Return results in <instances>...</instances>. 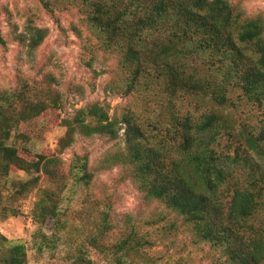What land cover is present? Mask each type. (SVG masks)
Wrapping results in <instances>:
<instances>
[{
    "label": "trees",
    "instance_id": "16d2710c",
    "mask_svg": "<svg viewBox=\"0 0 264 264\" xmlns=\"http://www.w3.org/2000/svg\"><path fill=\"white\" fill-rule=\"evenodd\" d=\"M41 2L53 14L57 8L81 14L99 47L116 58L111 88L124 96L141 95L144 110L114 116L109 104H87L62 119L66 132L58 151L27 158L23 150H28L29 137L20 131L21 124L48 109L62 108L61 95L50 79L27 83L21 91L0 90V176H8L13 168L39 174L22 182L18 190L19 195L35 188L38 192L31 207L36 225L33 247L39 252L59 247L78 187L90 186L96 176L88 152L75 153L68 168L59 153L78 134L116 139L124 128L125 147L107 161L127 166L146 198L183 216L221 264H264V125L246 136L249 150L236 149L234 162L248 169L246 184L226 200L225 186L234 167L228 161L231 155L218 150L217 144L224 130L230 133L231 125L214 110L201 120L183 110L187 96L198 94L224 106L235 88L248 100L264 103L263 18L242 20L231 0ZM48 33L47 27L30 25L21 41L35 50ZM0 44H7L1 27ZM96 203L84 207L82 221L91 220ZM102 207L100 219L94 221L95 233L86 238L92 247L78 249L80 261L160 264L147 252L152 240L134 223L113 239V203L104 199ZM91 249L101 260L91 258ZM28 260L27 244L0 232V264H28Z\"/></svg>",
    "mask_w": 264,
    "mask_h": 264
},
{
    "label": "rangeland",
    "instance_id": "374dc122",
    "mask_svg": "<svg viewBox=\"0 0 264 264\" xmlns=\"http://www.w3.org/2000/svg\"><path fill=\"white\" fill-rule=\"evenodd\" d=\"M231 1L242 20L258 16L264 20V0ZM0 11V27L7 40L5 46L0 44V90L21 91L27 83L50 79L62 100V108L48 109L21 124L20 131L29 137L25 143L28 150H23L25 157L58 151L59 141L66 132L62 119L87 104H109L110 114L114 116L124 110L143 113L141 95L124 96L111 88L116 58L99 47L76 9L57 8L53 14L41 0H0ZM30 25L49 29L45 41L35 50L21 41ZM187 97L183 103L185 113L190 112L201 120L204 114L214 110L222 113L231 125L230 133L224 130L217 144L218 150L231 155L228 161L234 167L233 177L225 186L227 200L237 187L246 184L247 167L233 159H237L236 149L249 150L246 136L258 133L263 127L264 103L248 100L237 88L230 91V100L224 106L201 94ZM124 131L121 129L116 139L102 134H78L75 142L59 153L68 168L75 153L88 152L96 176L90 186L78 187L65 217L68 222L60 233L62 242L55 251L39 252L33 247L36 225L31 219V207L38 196L37 189L18 194L20 184L38 176L37 173L13 168L8 176H0V232L12 241L27 244L28 264H85L77 258L78 249L81 245L86 249L92 247L86 238L95 233L94 221L100 219L102 203L108 199L113 203L112 225H116L113 239L119 237L121 229L134 223L152 240L147 252L160 264H221L218 254L198 239L193 226L183 216L164 203L146 198L127 166L107 161L111 153L125 147ZM94 203L91 220L82 221V210ZM89 255L101 260L94 249L89 250Z\"/></svg>",
    "mask_w": 264,
    "mask_h": 264
}]
</instances>
